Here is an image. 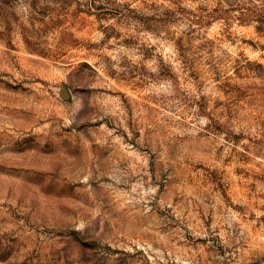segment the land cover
Here are the masks:
<instances>
[{
    "label": "rangeland",
    "instance_id": "374dc122",
    "mask_svg": "<svg viewBox=\"0 0 264 264\" xmlns=\"http://www.w3.org/2000/svg\"><path fill=\"white\" fill-rule=\"evenodd\" d=\"M0 264H264V0H0Z\"/></svg>",
    "mask_w": 264,
    "mask_h": 264
}]
</instances>
